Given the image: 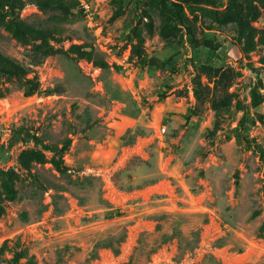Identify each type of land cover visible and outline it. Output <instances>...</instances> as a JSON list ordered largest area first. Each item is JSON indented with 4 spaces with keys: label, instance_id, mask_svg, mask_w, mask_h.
<instances>
[{
    "label": "rangeland",
    "instance_id": "374dc122",
    "mask_svg": "<svg viewBox=\"0 0 264 264\" xmlns=\"http://www.w3.org/2000/svg\"><path fill=\"white\" fill-rule=\"evenodd\" d=\"M0 264H264V0H0Z\"/></svg>",
    "mask_w": 264,
    "mask_h": 264
},
{
    "label": "trees",
    "instance_id": "16d2710c",
    "mask_svg": "<svg viewBox=\"0 0 264 264\" xmlns=\"http://www.w3.org/2000/svg\"><path fill=\"white\" fill-rule=\"evenodd\" d=\"M50 162L56 168V170H58L60 172L63 171V170H65V167L62 166L57 160H55V159L52 158L50 160Z\"/></svg>",
    "mask_w": 264,
    "mask_h": 264
}]
</instances>
